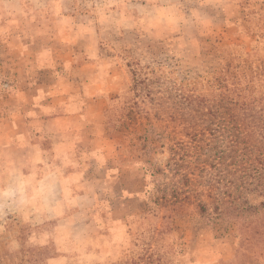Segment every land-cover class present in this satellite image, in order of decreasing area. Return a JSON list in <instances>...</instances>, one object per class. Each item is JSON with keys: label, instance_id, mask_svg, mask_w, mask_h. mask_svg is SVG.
<instances>
[{"label": "rangeland", "instance_id": "1", "mask_svg": "<svg viewBox=\"0 0 264 264\" xmlns=\"http://www.w3.org/2000/svg\"><path fill=\"white\" fill-rule=\"evenodd\" d=\"M35 1L49 6L36 10L38 16L63 8L96 24L100 50H107L117 67L119 85L106 129L117 149L116 160L139 171L150 213L141 224L138 218L131 219L132 225L129 220V234L104 218V236L70 248L60 236L59 247L53 225L47 227L48 236L36 238L42 228L27 222L26 209L16 210L23 207L22 199L12 205L0 192V264H123L125 259L127 264H264V209L256 226L246 230L238 225L252 219L226 217L224 205L216 209L212 204L206 213L197 205L213 197L264 199V180H219L223 164L234 166L248 148L264 150V127L241 111L238 119L246 117L247 124L228 132L223 117L213 115L204 103L216 98L212 79L228 61L264 65L263 20L251 8L237 9L232 2ZM2 52L0 47V123L18 75L16 61L4 60ZM134 187L128 184L127 189ZM102 205L106 210L107 202Z\"/></svg>", "mask_w": 264, "mask_h": 264}, {"label": "crops", "instance_id": "2", "mask_svg": "<svg viewBox=\"0 0 264 264\" xmlns=\"http://www.w3.org/2000/svg\"><path fill=\"white\" fill-rule=\"evenodd\" d=\"M198 1L264 9V0ZM42 7L35 0H0V47L18 71L0 123L2 199L13 205L21 198L23 207L16 210L26 209L32 226L53 222L57 245L60 236L68 248L104 236V218L129 234L128 221L145 211L147 189L137 169L116 160L106 129L107 110L118 92L117 67L107 50H100L89 16L63 8L38 16ZM133 20L138 22L137 13Z\"/></svg>", "mask_w": 264, "mask_h": 264}, {"label": "trees", "instance_id": "3", "mask_svg": "<svg viewBox=\"0 0 264 264\" xmlns=\"http://www.w3.org/2000/svg\"><path fill=\"white\" fill-rule=\"evenodd\" d=\"M254 15L258 20H263L264 24V9L254 10ZM254 62L255 61L252 60H247L244 63L234 60L228 61L223 66L219 67L213 76L212 83L216 98L208 100L207 102L204 101V103L206 108L211 111L213 115H216V117H223L222 122L228 125V132H231L233 129L237 130L238 127L246 125L245 118L247 116H251L257 125L264 127V65L263 63L255 64ZM231 78L236 82H230L229 80ZM241 111L246 116L244 119H238ZM106 118V121H108V110ZM232 121L236 122L233 124L235 127L230 128ZM227 125L221 127L226 129ZM230 136L233 141L237 142V134ZM233 164L234 166L227 163L223 164L224 166L223 169L220 170L219 180H264V150L257 153L253 151L252 148H248L240 158V161ZM212 204H215L214 208L216 209L224 205L225 208H223L222 213L226 215V217H245L247 219H252V222L238 225L239 229L246 230L256 226L257 218L264 209V199L251 201L250 199H220L213 197L210 202L201 199L197 202L202 213H206L208 208H210L209 206ZM149 213L150 208L146 200L144 213L135 218H138L141 224L145 221ZM129 222L130 221H128V229L130 231ZM132 222L135 221L131 220V225ZM52 223L53 222H46L41 226H35L34 228H42L39 236L36 238H41V235L48 236V234L51 233V228L50 231H48L47 227H51ZM244 240L249 242V237H245ZM140 262L141 260L139 262L132 261L134 264H141ZM121 263L127 264L126 259L121 261ZM150 264H160V262L159 260L156 263L151 261Z\"/></svg>", "mask_w": 264, "mask_h": 264}]
</instances>
